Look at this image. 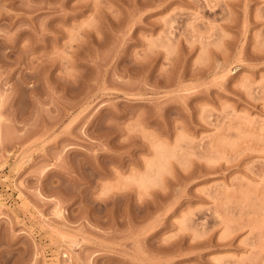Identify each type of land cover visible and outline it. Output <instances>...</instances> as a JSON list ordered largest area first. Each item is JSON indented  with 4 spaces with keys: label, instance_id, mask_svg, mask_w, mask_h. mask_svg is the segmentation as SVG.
I'll return each mask as SVG.
<instances>
[{
    "label": "rangeland",
    "instance_id": "374dc122",
    "mask_svg": "<svg viewBox=\"0 0 264 264\" xmlns=\"http://www.w3.org/2000/svg\"><path fill=\"white\" fill-rule=\"evenodd\" d=\"M0 264H264V0H0Z\"/></svg>",
    "mask_w": 264,
    "mask_h": 264
}]
</instances>
